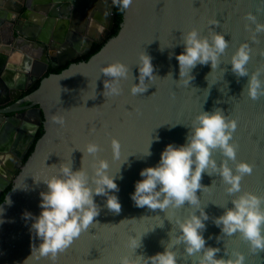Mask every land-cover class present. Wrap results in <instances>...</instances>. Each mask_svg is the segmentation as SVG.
<instances>
[{"label":"water","instance_id":"95a60500","mask_svg":"<svg viewBox=\"0 0 264 264\" xmlns=\"http://www.w3.org/2000/svg\"><path fill=\"white\" fill-rule=\"evenodd\" d=\"M116 1L105 0L100 6V0H0V58H3L0 151H5L3 146L8 145L9 135L20 125L34 139L36 126H41L44 119V134L27 162L18 163L17 177L8 178L5 184L6 179L0 178V196L12 183L0 204L5 209L0 223V264H118L122 256L163 251L170 236L174 238L178 234L176 220L188 216L193 206L186 201L185 205L169 206L165 211L141 208L135 206L129 194L140 178V169L155 165L167 143L185 142L188 132L185 124L190 125L202 109L219 107L236 119L232 137L237 146L236 158L252 165L251 173L242 176L241 191L264 197V95L252 99L246 90L241 94L248 76L238 77L229 63L232 53L247 41L251 47L247 63L249 75L260 70V78L264 80V32H256L255 22L249 18L252 14L256 21L264 22V0H132L128 8H123L118 35L110 38L98 53L88 61L72 63L58 74L43 77L49 67L56 69L75 60L89 16L100 20L96 11L108 19L105 36L111 35ZM23 9L26 12L20 19ZM77 10L84 19L72 18L71 14ZM68 23H72L73 29L69 32ZM193 27L202 35L213 29L223 32L229 44L218 68L212 70L210 61L197 64L192 70L194 79L186 85L183 80L178 81L179 63L175 54L183 50V33ZM76 29L79 36L74 33ZM87 41L91 47L90 40ZM98 41L102 43V39ZM143 51L151 55L158 76L152 80L146 77L149 87L134 95L131 86L139 82L137 64ZM9 58H17L22 63L18 80H14L12 69L3 74ZM117 60L128 65V76L120 80L119 94L105 96L103 81L111 78L101 68ZM37 81L39 87L22 98L29 83ZM14 101L25 105L16 109L4 107ZM151 133L161 139L153 141L151 156L140 159L138 155L146 151ZM114 138L119 141L118 158L114 155ZM90 141L99 144L100 151L83 155L81 150ZM213 155L218 163L225 159L219 149ZM101 158L109 161L112 174H117L128 158L121 166L123 178L118 173L117 179L121 211L109 209L105 205L106 197L96 195L101 210L94 219L99 222L90 224L54 260L50 256L37 259L30 255L32 244L38 240L30 231L31 220L26 221L23 213L25 210L40 212L39 193L47 188L43 182L36 181L58 174L60 163L72 162L74 170L83 167L91 175ZM229 163L234 167L235 161L229 160ZM201 183L209 186L197 189L209 214L204 230L206 243L221 249L217 256L227 258L239 252L244 255V264H264V249H253L239 232L223 234L213 222V217L224 211L217 204L228 203L230 207L231 199L239 193H227L217 173L204 172ZM16 187H27V190ZM142 234V246L136 250L130 248V237L139 238ZM172 247L179 264H194L196 256H190L183 243Z\"/></svg>","mask_w":264,"mask_h":264},{"label":"clouds","instance_id":"9594fccd","mask_svg":"<svg viewBox=\"0 0 264 264\" xmlns=\"http://www.w3.org/2000/svg\"><path fill=\"white\" fill-rule=\"evenodd\" d=\"M131 3L132 0H122V8H128ZM249 18L255 22L256 32H264V22L256 21L252 14H249ZM181 43L183 50L175 54L179 63L178 81L183 80L184 84L189 85L194 79L192 70L197 64H208L210 61L212 70L218 68L229 40L225 38L223 32L213 29L209 34L202 35L198 28L193 27L183 33ZM250 56L251 47L245 41L232 53L229 63L231 70L238 77L248 76L241 94L246 90L249 97L257 99L264 95V80L260 78V70L249 75L247 63ZM137 66L139 82H133L131 86L134 95L143 93L149 87L145 82L146 77L152 80L158 76L154 72L152 57L146 51L139 54ZM128 71V65L119 60L101 68V72L111 78L103 81L105 96L119 94L120 80L128 76ZM175 125L169 124L170 127ZM185 126L188 127L185 142L167 143L155 165L140 169V178L134 182V190L129 195L137 207L147 206L153 210L165 211L169 206L180 207L187 201L193 206L192 211L183 219L176 220L178 234L174 238L169 235L170 239L164 245L163 251L151 255L122 256L118 264H179L172 247L175 243H183L185 251L190 256H196L194 264H244L243 253L236 252L231 256L228 255L227 258L217 256L221 249L206 243L204 230L207 228L206 221L209 219V214L197 194V189L209 187L201 183L204 172L209 175L217 173L222 177L227 193H239L231 199L230 207L228 203L217 204L224 208V211L213 217L216 226L226 235L239 232L253 249H264V197L250 191H241L242 176L251 173L252 165L236 158L237 146L232 142L233 132L237 127L236 119L230 118L223 109L216 107L213 110L202 109L195 115L192 123ZM151 137L146 151L139 154L138 158L143 159L152 155L151 145L154 140L158 141L161 137L158 134L153 136L152 133ZM113 147L114 155L118 158L119 141L115 138ZM216 149H219L225 157L219 163L213 155ZM81 151L83 155L84 152L96 154L100 151V145L90 141ZM128 158L121 166L128 161ZM229 160L235 161L234 167ZM121 166L118 172L120 179L123 178ZM58 167V174L36 181L47 185L46 190H41L39 193L40 212L35 214L25 210L23 213L26 221L31 220L30 231L38 240V243L32 244L30 253L37 259L40 256H50L54 260L57 254L66 249L90 224L99 222L94 219L99 216L101 210L95 199L96 195L106 197L105 205L116 213L122 208L118 195V173L112 174L109 171L108 160L101 158L94 166L91 175L83 167L74 170L72 162L60 163ZM27 187L16 188L27 190ZM7 203H12L10 197ZM0 209H2L0 210V223H2V213L5 209L2 205ZM144 234L139 238L135 235L130 237L128 246L134 250L141 247ZM219 238L220 235L217 234L216 239Z\"/></svg>","mask_w":264,"mask_h":264},{"label":"flooded vegetation","instance_id":"af4514ba","mask_svg":"<svg viewBox=\"0 0 264 264\" xmlns=\"http://www.w3.org/2000/svg\"><path fill=\"white\" fill-rule=\"evenodd\" d=\"M25 12H26L25 9H23L21 11L20 19H21V16L23 14H25ZM22 20L24 21V19H22ZM88 20L89 21H88V24L86 25V28H83L84 29V35H83L82 38H84V39H82V41L80 42V44L81 43L82 44L79 45V48H78V50L75 53L76 54L75 60L72 61V62H70V63H68L67 65L58 67L56 69H53V68L49 67L43 77H46V74L49 72L50 69H53V70L63 69V70H65L72 63H81V62H84V60H82V59L85 56L89 55V53L91 52V50L93 48V45L94 44H100V43H98L99 42L98 40L102 39V43L101 44H105L111 38V35H109L108 37L105 36V31H106V28L108 26V19H106L105 17H100V20H97L96 18H92V17L89 16ZM94 23H98L100 26H102V28H101L102 29V32L99 34V36H96V35H93V34H89L88 33V30L90 28V25L91 24H94ZM112 31H113V28H112ZM74 33L76 35H78L79 32H74ZM67 37L65 38L64 42H67ZM87 40H90V42L92 44L91 47L89 46V43H88ZM2 61H3V58H0V64H1ZM20 64H22V63L20 62L19 59H17V58H15V59L9 58V60H7V64L6 63L4 64V66L5 65L6 66L3 69V74H5V71H7V69H12L15 73L18 74V72H20V69H21L20 68ZM16 66H18V67H16ZM37 82H34V83L31 82V83H29L28 90L32 86H34ZM28 90L23 93L22 98H24V97H26L28 95V93H27ZM23 105H25V104H23L20 101H16V102L14 101L11 104L6 105L4 107L7 108V109L8 108H10V109H16V108H20ZM43 121H44V119L42 120V125L41 126H36V129H37L36 130V134H38L39 130L43 127ZM21 129H22V125L16 127V129H14V131L8 137V139H9L8 145L3 146V149L5 151H0V162H1L0 163L1 164L0 169H5L6 170L5 171V174L7 176V178H3V179H6V181L4 182V184L7 182V179L8 178L14 179L15 177H17V175L19 173V172H17V169H16L18 163H20L21 161L25 162V157L27 156V154H28L31 146L34 144V142L36 141V138H37V135H36V137L34 139L31 138V137H28L29 136V132L28 131H25L23 129L21 130ZM21 132H23V133H21ZM7 146H8V149L6 151L5 148H7ZM15 171L17 173L14 175L12 172H15ZM11 184H9L2 191V194L4 192H6L9 187H11Z\"/></svg>","mask_w":264,"mask_h":264},{"label":"trees","instance_id":"16d2710c","mask_svg":"<svg viewBox=\"0 0 264 264\" xmlns=\"http://www.w3.org/2000/svg\"><path fill=\"white\" fill-rule=\"evenodd\" d=\"M114 16H115V22H114V26H113V31L111 34V38L115 37L116 35H118L120 29H121V24L123 22V8H122V0H117L116 1V6L114 9ZM104 44H94L93 48L91 50V52L89 53V55L85 56L82 60L84 61H88L90 57H92L94 54L98 53L101 48L103 47ZM63 69H58V70H53L50 69L49 72L46 74V77L49 76L50 74H58L62 71ZM39 83L37 82L34 86H32L29 90H28V94L32 93L33 91H35L38 87H39ZM44 134V128L42 127L38 134H37V138L36 141L34 142V144L31 146L27 156L25 157V162H27V160L29 159L30 155L32 154V152L34 151L36 142L42 137V135ZM11 190V187H9L7 189L6 192H4L1 196H0V204H2L5 200V196L6 194Z\"/></svg>","mask_w":264,"mask_h":264},{"label":"crops","instance_id":"0c3cea01","mask_svg":"<svg viewBox=\"0 0 264 264\" xmlns=\"http://www.w3.org/2000/svg\"><path fill=\"white\" fill-rule=\"evenodd\" d=\"M79 2H81V0H78ZM105 0H100V6L102 5V3L104 2ZM98 2H99V0H98ZM78 4H81V3H78ZM94 6V5H93ZM73 8V11H75L76 10V8L75 7H72ZM95 9V8H94ZM89 12H90V10H89ZM89 12H87L88 14H89ZM99 12L98 11H96V14L99 16V17H104V16H102L101 14H98ZM71 16H72V18H74V20H76V19H79V20H81V19H84L83 18V16H82V13L80 12V10H77L75 13H72L71 14ZM64 21H66V19H63ZM69 21V19L67 20V22ZM69 22H71V21H69ZM74 22V21H73ZM71 24L72 23H68V25H69V27H68V32L69 31H72L73 29L72 28H70V26H71ZM102 26H100L98 23H94V24H91L90 25V28H89V30H88V33L89 34H93V35H96V36H99V34L102 32ZM52 31H53V27H52ZM75 32H78L77 31V29H76V31ZM82 44V43H81ZM80 44V45H81ZM13 78H14V80H17L18 78H19V75L17 74V73H15L14 74V76H13ZM1 163V162H0ZM0 166H1V164H0ZM5 169H0V178H7V176H6V174H5Z\"/></svg>","mask_w":264,"mask_h":264}]
</instances>
